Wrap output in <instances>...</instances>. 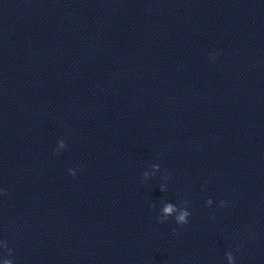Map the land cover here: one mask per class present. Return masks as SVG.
<instances>
[{"label":"clouds","instance_id":"clouds-1","mask_svg":"<svg viewBox=\"0 0 264 264\" xmlns=\"http://www.w3.org/2000/svg\"><path fill=\"white\" fill-rule=\"evenodd\" d=\"M61 147H64L63 143L61 144ZM69 171L71 175L75 176L76 174L75 171H73L72 169H70ZM0 191H3V190H0ZM163 211H164L165 217H167L171 215V213L174 211V208L171 204H168L167 206H165ZM189 215L190 213L187 211L181 212V214L175 218L176 222L181 225L186 224L188 222V219L186 218L189 217ZM164 221H166V219H161L160 217H158V222L163 223ZM173 232H175V229H173Z\"/></svg>","mask_w":264,"mask_h":264}]
</instances>
